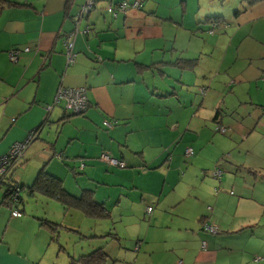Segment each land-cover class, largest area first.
<instances>
[{"label": "crops", "instance_id": "0c3cea01", "mask_svg": "<svg viewBox=\"0 0 264 264\" xmlns=\"http://www.w3.org/2000/svg\"><path fill=\"white\" fill-rule=\"evenodd\" d=\"M84 1L27 0L30 6L0 11V156L44 122L46 108L53 103L59 87L85 86L87 110L71 114L63 103L54 106L49 122L41 127L40 138L33 137L23 159L14 167L13 179L27 186L44 168L60 178L72 195L92 190L94 200L106 214L101 218L85 215L91 221V234H85L94 237L96 244L103 237L116 239L119 231L114 223L119 222L126 239L135 238L134 227L145 229V237L135 249L144 248V253L155 255L150 264H176V258L179 264H215L217 244H209L211 237L202 230V223L218 218L216 224L228 235L244 225L230 230L232 224L219 217L216 208L227 204L223 199L228 196L222 188L212 194L218 183L216 177L208 179L209 174L226 154L236 157L231 160L237 166L262 170L258 160L248 161L241 155L258 153L264 143V0H207L201 14L192 0H141L136 9L132 8L133 0H96V7L79 20L80 30L88 29L74 34L76 57L67 64L62 38L73 30L75 15ZM122 1L131 2L125 13L114 16L106 9ZM171 3L180 4L179 24L183 27L184 12L192 10L191 24L185 27L189 39L201 36L199 32L207 33L212 43L217 41L222 48L215 46L212 53L167 60L160 52L151 62L135 57L133 66L128 58L140 51L136 46L130 51L129 38H141L145 32L154 36L167 23L180 20V16L167 11ZM215 17L232 22L218 33H210L211 22H222L212 20ZM26 47L29 50L25 52ZM13 48L21 50L15 62L8 55ZM160 49L153 48L151 55ZM185 50L172 47L168 51L173 55L175 51L184 54ZM163 78L170 83L165 88ZM196 80L211 81L196 84ZM191 86H205L207 91L198 98L196 92L187 91V87L193 90ZM188 92L195 95L194 99L189 103L176 101L183 105H175L176 111L188 113L191 109L184 120L173 105L170 109L168 97H183ZM206 94L209 104L203 108L204 116L199 111ZM104 121L112 126L105 127ZM215 124L225 131L217 130L220 134H216L212 130ZM187 146L193 148V155H185ZM102 152L126 166L119 168L101 161L98 155ZM258 158L264 161V157ZM229 178L222 172L220 180ZM22 195L28 196L25 191ZM147 207L152 210L148 212ZM12 210L3 190L0 264H70L81 255L66 253L62 248L61 258L58 251L51 258L48 248L63 243L55 240L57 230L41 223L52 220L33 211L24 215V208H20V217H14ZM99 225L107 228L104 235H100ZM157 229L162 232L155 234ZM212 239L214 243L216 238ZM137 261L136 256L132 264Z\"/></svg>", "mask_w": 264, "mask_h": 264}, {"label": "rangeland", "instance_id": "374dc122", "mask_svg": "<svg viewBox=\"0 0 264 264\" xmlns=\"http://www.w3.org/2000/svg\"><path fill=\"white\" fill-rule=\"evenodd\" d=\"M230 1H232V3L234 2L233 0ZM192 2L193 6L195 5L194 8L199 14L203 12V10L206 8L205 5H207L208 3L207 0H192ZM128 3L131 2L128 1ZM132 8L136 9V7L134 6ZM167 11L174 13L173 16L175 17L180 16V20H178L177 22L167 23L163 27V29H161V32L155 34L154 36L149 37L147 35V32H145V35L143 34L141 38L138 39L135 38L136 40H132L129 38L128 45L130 49L133 46H136V49L140 51L136 56H133L135 55L133 53V55L129 56L130 58H128L131 60V64L133 66H135L133 62L135 57L146 62H151L157 57L160 52H163L164 59L167 60L179 57L180 55H183V58H187L186 55H190L191 53H194L195 56L200 55L201 52L212 53L215 46L219 47L220 49L222 48L220 44H216L217 41L215 42V44H213L210 36H207V33L199 32L201 36L189 39L191 35L185 27L191 24L192 10H188L189 16L188 13L184 12L185 27L179 24L181 22L182 16V8L180 4L174 5L173 3H171L168 6ZM231 22V19H227L225 21H222L221 24L215 25L218 26V28L214 29V31H216L215 33L221 31L224 26H227V24ZM146 29L149 28L147 27ZM80 31V33L82 34V30ZM209 32L211 33V31ZM203 37H207L211 41L209 39H204ZM143 42L145 44L144 46ZM155 47L161 49L158 51L154 50V55H151V50ZM172 47L186 50L184 51V54L180 53V51L178 53L175 51L172 55L171 51H168ZM130 51H132V49ZM169 55H171V57H169ZM213 55H217V49L215 50ZM203 66V64L200 65V67ZM211 66L209 67V71H211ZM196 71L198 70L196 69ZM166 78L161 79L163 88L170 84H166ZM210 81L203 83L201 80H196L195 83L209 84ZM191 87L193 90H190V88L187 87V91L196 92L197 95L199 94L198 98H201V87ZM202 88L207 91V88L205 86H203ZM190 92L186 93L188 95H184L183 97L177 96L175 98H171L169 96L168 100L170 99L171 101L170 109H172L173 105V110L176 111L175 105H183L181 103H177L176 101H184L185 103H189L190 100L194 99L195 95H192ZM208 96L209 94H206V97L204 96L205 103L199 111L204 116L206 115V111L203 108L209 104ZM190 110L191 109L188 110V113H190ZM176 112H178L184 120L188 117V113L184 110L178 109ZM217 128L218 125L215 124L212 127V130H215L216 132ZM217 133L220 134L219 131H217L216 134ZM225 133H227V131ZM225 133L221 134L225 135ZM211 146L212 145H209V147ZM215 147L218 148L217 144H215ZM212 149L215 148L213 147ZM241 156L245 160L248 159V161L258 160V166H260L262 170H257L254 168L250 169L248 168V166H237L236 162L231 160L236 159V157H231L230 154H226L221 157L219 163L216 165L215 170H218L219 168V170L224 173V176H230V178L227 181L220 180V182H218V179L216 180L213 176V171L212 175L209 174L208 178L210 180L214 178V180H216V182L218 183V185H214L212 194H216L218 193V191L220 192L219 189L222 188V190L228 196L227 198L223 199L227 204L216 208L219 217L227 220V224H232L228 229L233 230L237 229L234 228L237 225H244L241 228L237 229L236 232L228 235L227 233H225L226 230L224 228L219 227L216 224L215 220L218 221V218H215V220L214 218H211L210 223L206 222L207 228L209 230L205 233L211 237L209 244H217V250L213 255V262L215 264H264V199L259 200L261 197H264V161L258 158L260 156L264 157V143L260 145L258 153L255 154L252 152L249 154H242ZM253 170L261 172L260 174L254 173ZM14 179L18 181L16 178ZM33 179L34 177H32L31 181L29 180L28 183H31ZM20 181L23 180L20 179ZM3 190L4 186H2V188L0 189V193H2ZM243 194L248 196L245 197ZM48 200L49 199L46 200L40 195H38L37 197L24 196L23 204L19 203L18 207L24 208V215L26 213H31L30 211H33L34 213L42 215L52 220V222L58 224V226L55 227L56 230L59 231V233L56 231L55 240L60 239V241H63V243L61 242V244H56V247L51 246L48 248V254L51 256V258L54 257L55 251L60 252L61 258L62 253L64 252L62 248H65L66 253H71L74 251V255H79L89 253L100 246L109 254L107 264H132V262L135 261L136 256L138 257V261L134 264H150L151 261L155 259V255L151 256L147 252L144 253V248H141L138 251L135 249L136 245L141 244L140 240L145 237L144 228L140 230L139 228L134 227V224H132L134 227L132 230V234L135 236V238L126 239L127 237H125L124 232L122 231L121 224L119 222H116L114 223L115 228L120 232H118L119 235L116 236V239L112 240V237H103L102 241L97 242L96 244V241L93 239L94 237H87L85 234L91 231L90 226L88 225V222L91 221H88V217H86L83 212L76 211V209H69V212L65 213V210L63 209V207H61L60 203H58L56 200ZM7 203L10 208H16V204L10 202L9 199H7ZM211 208L212 206L209 205L208 209L211 210ZM103 221L104 220H102V223H105ZM75 226L76 230H74ZM98 229L99 232L101 231L100 235H104L107 231V228H105L104 225H99ZM150 230L152 231V229ZM160 232H162V230L157 229L155 234ZM212 238H216V241H214V243V239ZM65 242L66 244H64ZM157 254H159V252ZM175 262L176 264H179V260L177 258L175 259ZM56 264H59V262L57 261Z\"/></svg>", "mask_w": 264, "mask_h": 264}, {"label": "trees", "instance_id": "16d2710c", "mask_svg": "<svg viewBox=\"0 0 264 264\" xmlns=\"http://www.w3.org/2000/svg\"><path fill=\"white\" fill-rule=\"evenodd\" d=\"M26 1L27 0H17V1L0 0V11H2L4 9H9L12 7H17L19 5L30 6V3L27 4ZM252 1L253 0H248V2H252ZM87 14L88 13H86L83 16V18ZM217 19L221 20V18H217V17L213 18L212 20H217ZM75 20H76V15H75ZM75 20H74V22H75ZM221 21H223V20H221ZM219 24H221V23L218 21L211 22V25L208 27V30L214 31V29L218 28V26H215V25H219ZM72 31H70L68 34H70ZM67 35L65 34L63 36L62 41ZM12 50H19V52H21V50L18 48H13ZM63 52H64V49H63ZM63 54L65 56V52ZM19 56H20V53H19ZM19 56H18V59H19ZM18 59H16L15 61H17ZM15 61H11V62H15ZM202 87L203 86H201L200 92L202 93V95H204L203 93H204L205 89ZM50 111L46 112V113H50ZM66 111H68V110H66ZM69 112L71 113V111H69ZM83 113L84 112L79 113V114H83ZM71 114H74V113L72 112ZM104 122H108V121H104ZM104 122H103V125H104ZM105 127H107V126H105ZM31 131H34V129ZM98 156H100V154ZM59 159H63V156L60 155ZM15 167H17V166L15 165ZM83 167H84V164H83ZM13 171H15V169L13 167H7V172L5 173V176H4V178L6 179V182H4L6 184V188L4 189L5 199H9L8 194H9L10 188L13 187V185L10 183L11 180L14 181V179L12 177ZM253 172L258 173V171H254V170H253ZM15 186L20 189L19 190L20 194L18 196L17 201L12 202V203L16 204L15 205L16 208H11V210L17 209L21 212L20 208L18 207V204L24 202V196L22 195V192L25 191V192H27L29 197H34V196L37 197L38 195H40V196H43L49 200H56L58 203H60V205L63 207V209L65 211H68L69 209H76V210L83 212L87 216L98 217V218L104 217L106 215L102 205L97 203L94 200L93 195H92L93 194L92 190L83 189L81 191L80 195H78V196L72 195L71 193H69L64 188L60 178H58L55 175H52L51 173L46 171L44 168H41L38 171V173L36 174L32 183H30L26 186V185H23L20 182L16 181ZM151 210H152V208H151ZM41 223L50 227V229L52 231L56 230L55 226H58V224L55 222H47V221L42 220ZM201 228L205 232L209 230L207 228L206 222L202 223ZM108 259H109L108 254L104 251V249L102 247H98L89 253L81 254L77 258L72 259L70 261V264H107Z\"/></svg>", "mask_w": 264, "mask_h": 264}, {"label": "built area", "instance_id": "2783aa9c", "mask_svg": "<svg viewBox=\"0 0 264 264\" xmlns=\"http://www.w3.org/2000/svg\"><path fill=\"white\" fill-rule=\"evenodd\" d=\"M93 1L94 0L84 1L83 6L81 7L79 13L76 15V20H75L73 31L69 35H67L62 41L67 64H72L75 61L76 53L73 52V36L74 34L81 32L79 28L78 20L81 19L88 12V10L91 8L93 4ZM140 4H141V0H133L131 5L134 7H140ZM128 5L129 4L127 2L122 1L120 3H117L116 7L109 5L107 9L109 12H113L114 16H116L118 12L125 13ZM87 29L88 27L84 28L82 32H86ZM210 31L212 32L213 30H210ZM28 50L29 48L27 47L24 49V51H28ZM19 53H20L19 50L9 51L8 55H9L10 60L15 61L16 59H18ZM58 104H62L65 110L71 111L76 114L84 112L89 107V100L87 97V88L85 86L74 87V88L59 87L55 93L53 103L46 108V112H49L54 106ZM104 125L107 127L111 126L109 122H104ZM217 130H219L220 132H224L225 128L222 126H218ZM33 137L36 138L35 130L31 131V133L28 135V137L24 141L14 142L11 145L8 152L0 156V187L4 186V188H6V184L4 183L6 182V179L4 178V176H5V173L7 172V167L14 168L15 165L21 162V160L24 157V153L26 149L28 148V145L33 140ZM193 153H194L193 148L191 146H187L185 148V155L191 156L193 155ZM57 156L59 157L60 154H57ZM99 159L111 166H116L119 168L125 167V163L122 160L117 159L109 155L106 152H102L99 156ZM82 167H83V164L80 165V168ZM221 175H222V172L219 169L215 170V172L213 173V176L216 177V179L218 180H220ZM15 182L16 180L10 181V183L13 185V187L10 188V191L8 194L10 202H16L20 194L19 192L20 189L15 186ZM147 211L150 212L151 207H147ZM11 215L14 217H20L22 214L19 210L13 209L11 211Z\"/></svg>", "mask_w": 264, "mask_h": 264}, {"label": "water", "instance_id": "95a60500", "mask_svg": "<svg viewBox=\"0 0 264 264\" xmlns=\"http://www.w3.org/2000/svg\"><path fill=\"white\" fill-rule=\"evenodd\" d=\"M95 7H96V0L93 1L92 6H91V8L88 10L87 13H89V12H90L92 9H94ZM48 122H49V113L46 114V117H45V119H44V122H42V123L40 124V126H37V127L35 128V132H36V138H35V139H38L39 134H40V132H41V127H42L44 124H47ZM39 138H40V137H39Z\"/></svg>", "mask_w": 264, "mask_h": 264}]
</instances>
